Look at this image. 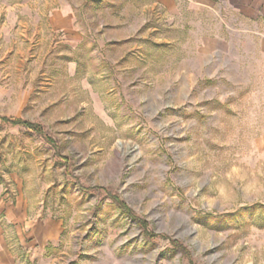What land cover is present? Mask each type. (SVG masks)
<instances>
[{
    "label": "rangeland",
    "instance_id": "obj_1",
    "mask_svg": "<svg viewBox=\"0 0 264 264\" xmlns=\"http://www.w3.org/2000/svg\"><path fill=\"white\" fill-rule=\"evenodd\" d=\"M211 1L0 0V117L51 140L0 120V203L67 264H264V5Z\"/></svg>",
    "mask_w": 264,
    "mask_h": 264
},
{
    "label": "crops",
    "instance_id": "obj_2",
    "mask_svg": "<svg viewBox=\"0 0 264 264\" xmlns=\"http://www.w3.org/2000/svg\"><path fill=\"white\" fill-rule=\"evenodd\" d=\"M228 1L232 6L231 11L234 10L237 14L235 17L232 13L230 16L227 14L229 17L224 27L231 33L248 32L250 0ZM186 2L190 10L200 9L202 4L213 9L211 0H148V9L159 8L160 19L168 26L169 21L180 17L182 6ZM259 3L264 5V0H259ZM233 27L236 29L233 30ZM16 187L19 188L18 185ZM0 213L12 225L8 230L0 227V264H67L65 256L61 252L56 253L61 232L60 223L49 218L42 220L37 216L28 217L27 204H24L21 192L13 205L8 202L0 203Z\"/></svg>",
    "mask_w": 264,
    "mask_h": 264
},
{
    "label": "trees",
    "instance_id": "obj_3",
    "mask_svg": "<svg viewBox=\"0 0 264 264\" xmlns=\"http://www.w3.org/2000/svg\"><path fill=\"white\" fill-rule=\"evenodd\" d=\"M0 120L6 123H10L12 125H20L23 126L24 128H26L29 131H32L40 136H42L44 139H46L47 142H51V140L48 138V136H46L41 128V126L37 123L31 122L29 120H24V119H20V118H10V117H6V116H2L0 117ZM110 198H112V200H114L121 209L125 210V212H127L129 215L132 214L130 209L128 208V206L122 201L120 200L115 194H111Z\"/></svg>",
    "mask_w": 264,
    "mask_h": 264
}]
</instances>
